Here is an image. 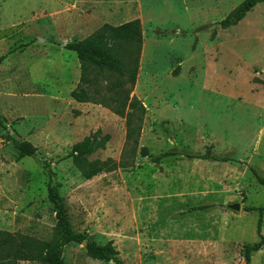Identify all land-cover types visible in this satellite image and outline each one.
Listing matches in <instances>:
<instances>
[{
  "label": "rangeland",
  "instance_id": "1",
  "mask_svg": "<svg viewBox=\"0 0 264 264\" xmlns=\"http://www.w3.org/2000/svg\"><path fill=\"white\" fill-rule=\"evenodd\" d=\"M241 1L0 0V230L53 240L50 182L73 229L117 251L103 261L71 243L65 264H264V245L243 256L260 217L244 207L264 206L249 168L264 176V3L218 24ZM135 18L143 41L129 98L144 110L133 111L139 129L127 138L126 117L100 101L121 95L125 78L89 68L96 102L77 101L81 65L64 45ZM91 133L102 145L87 159L116 165L85 178L69 153ZM12 139L34 154L19 156ZM141 147L176 153L153 162ZM209 148L230 159L185 155ZM236 201L239 211L227 206Z\"/></svg>",
  "mask_w": 264,
  "mask_h": 264
},
{
  "label": "trees",
  "instance_id": "2",
  "mask_svg": "<svg viewBox=\"0 0 264 264\" xmlns=\"http://www.w3.org/2000/svg\"><path fill=\"white\" fill-rule=\"evenodd\" d=\"M264 3V0H242L228 15L218 21V24L225 28L241 20L248 11L257 3ZM209 25L200 26L199 30L208 28ZM143 41L141 24L138 18L131 19L118 25L104 23L92 34L74 41L66 42L64 47L72 50L80 61L82 74L80 85L72 90L71 95L80 102H96L97 98L92 97L87 89V70L97 68L98 71L104 70L116 73L125 78L129 85L120 95L118 92L111 95L107 100L100 101L108 106L113 112L126 117L127 138H131L138 129L133 126V111L144 110L143 105L138 103L137 99H130L129 92L135 83L138 70V57ZM5 55L0 56V61ZM128 106L131 111H126ZM140 117V116H139ZM0 125H3V119L0 116ZM14 146L19 151V156L34 154L36 147L28 141H18L12 139ZM133 143H137V138H133ZM102 145V141L97 138V133H91L82 140L73 144L69 155L74 164L79 168L85 178H91L96 174L113 168L116 163L107 161H89L88 155L94 152ZM142 156H150L153 162H158L163 156L175 154L174 151L163 152L159 155H150L146 147H141ZM190 158L214 159L227 161V156H218L207 149L203 153L185 154ZM256 180L264 186V176L253 166L249 167ZM47 196L55 208V237L49 241H39L27 235L13 234L0 230V264H18L20 260L39 261L43 264H65L63 252L66 245L71 243H83L85 252L88 256L101 259L103 261H118L117 251L112 241L99 244L91 239L86 231H76L73 229L65 208L63 207L57 186L48 182ZM208 205L194 206L192 209H203ZM246 211L257 210L260 217L257 221L258 240L253 244L243 245V256L246 262L250 261L251 253L258 251L264 245V235L262 233V214L264 206L247 205Z\"/></svg>",
  "mask_w": 264,
  "mask_h": 264
},
{
  "label": "water",
  "instance_id": "3",
  "mask_svg": "<svg viewBox=\"0 0 264 264\" xmlns=\"http://www.w3.org/2000/svg\"><path fill=\"white\" fill-rule=\"evenodd\" d=\"M227 206L230 209L234 210V211H239L240 208H241L240 207V202H238V201H236V202H230V203L227 204Z\"/></svg>",
  "mask_w": 264,
  "mask_h": 264
},
{
  "label": "crops",
  "instance_id": "4",
  "mask_svg": "<svg viewBox=\"0 0 264 264\" xmlns=\"http://www.w3.org/2000/svg\"><path fill=\"white\" fill-rule=\"evenodd\" d=\"M121 24V23H120Z\"/></svg>",
  "mask_w": 264,
  "mask_h": 264
}]
</instances>
